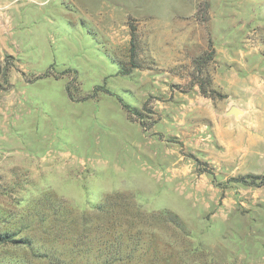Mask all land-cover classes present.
Returning <instances> with one entry per match:
<instances>
[{"label": "rangeland", "instance_id": "rangeland-1", "mask_svg": "<svg viewBox=\"0 0 264 264\" xmlns=\"http://www.w3.org/2000/svg\"><path fill=\"white\" fill-rule=\"evenodd\" d=\"M263 176L264 0H0V264H264Z\"/></svg>", "mask_w": 264, "mask_h": 264}, {"label": "trees", "instance_id": "trees-1", "mask_svg": "<svg viewBox=\"0 0 264 264\" xmlns=\"http://www.w3.org/2000/svg\"><path fill=\"white\" fill-rule=\"evenodd\" d=\"M130 41H129V63H130V68L131 69H137L140 67V64L138 62V59H137V56L139 54V51H140V42H139V36L136 32V28L134 27V25H130ZM212 52H208L203 58L200 59V62L201 63H206L208 62L211 58H212ZM45 76H48V73H45L44 74V77ZM8 76L6 74H4V78H5V81L8 83ZM98 91H104L103 88H95V92H98ZM200 92L203 94V95H212L214 93V91H206L204 89L203 86H201V89H200ZM124 108H127L126 105L123 106ZM256 179H260V182L259 184H256V182L252 181V182H248L245 178H240V179H237L236 181L243 184V185H264V176L262 178H256ZM8 242V237L7 236H2L0 235V244H3V243H6Z\"/></svg>", "mask_w": 264, "mask_h": 264}, {"label": "water", "instance_id": "water-1", "mask_svg": "<svg viewBox=\"0 0 264 264\" xmlns=\"http://www.w3.org/2000/svg\"><path fill=\"white\" fill-rule=\"evenodd\" d=\"M240 113V111L237 109V108H231L229 111H228V115H234V116H238Z\"/></svg>", "mask_w": 264, "mask_h": 264}]
</instances>
